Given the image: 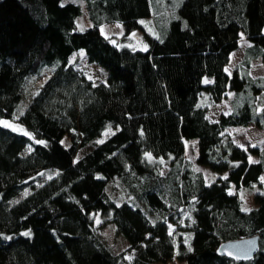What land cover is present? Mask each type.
<instances>
[{
	"label": "trees",
	"instance_id": "obj_1",
	"mask_svg": "<svg viewBox=\"0 0 264 264\" xmlns=\"http://www.w3.org/2000/svg\"><path fill=\"white\" fill-rule=\"evenodd\" d=\"M85 1L81 31L80 4L0 0V121L22 129L0 124V264H264V193L250 211L241 198L264 175V147L228 133L264 132V76L251 74L264 63V0H181L160 18L158 0ZM111 23L124 25L122 36L102 33ZM136 32L146 50L131 44ZM81 49L104 80L70 62ZM230 93V112L210 119ZM192 140L196 164L216 177L187 159ZM110 222L136 251L131 260L103 240ZM255 235L252 259L219 253Z\"/></svg>",
	"mask_w": 264,
	"mask_h": 264
},
{
	"label": "rangeland",
	"instance_id": "obj_2",
	"mask_svg": "<svg viewBox=\"0 0 264 264\" xmlns=\"http://www.w3.org/2000/svg\"><path fill=\"white\" fill-rule=\"evenodd\" d=\"M181 0H158V3H155L153 5V10L157 18H160L161 16H164V7H167L170 11L175 10V8L180 4ZM64 3L67 2H73L80 4L83 7V13L78 17L77 23L79 28L83 27L86 28L90 25V20L87 15L86 10V1L85 0H63ZM163 20V19H162ZM142 23L144 25L150 24V20H143ZM151 23L155 29H157V26L153 20H151ZM151 27V26H150ZM102 33L106 36H122V34L125 32V27L121 23H111L103 25ZM132 45L140 48H146L147 42L143 38V35L140 32H136L132 37ZM248 46V41L244 37L241 40L239 48L232 54L231 57V63L229 67L227 68L228 72L232 73L236 64L243 58L245 48ZM83 53V55H81ZM70 62L76 66H78L81 69H84L89 77L95 79V80H104L106 78V69L96 63H90L88 61V57L86 54V51L84 49H81L79 51H76L73 56L70 59ZM53 72V68H46L43 77L34 80L31 82L27 94H31V96H28L25 98L24 106L27 105L34 93L36 92V88L39 85H42L48 77L51 76ZM252 75L254 77L258 76H264V63L261 60H257L253 63V68L251 71ZM232 93L229 94V96L220 104H218L216 107L212 108V110L209 113V117L212 120L218 119L219 116L222 113H228L231 110V98ZM8 122L11 125H15L14 121H5ZM1 125H5L4 123H0ZM112 131H109L108 133H111ZM228 133L234 138V140L239 143L244 148H249L251 146H258L260 148L264 147V132L257 127L256 125H251L249 127H241V128H230L228 130ZM107 135H105L102 139H105ZM99 140V141H102ZM197 140H192L187 143V151H186V157L188 160L192 161L197 169H200L204 174L205 177L210 180L214 177H216V173L212 172L209 168H206L204 166H199L196 164V157H197V151L198 147L196 145ZM63 144L68 146L69 140L68 137H65L63 139ZM90 150V148L82 149L79 152V155L84 154ZM251 161H256L257 156L256 155H250L249 156ZM262 184L255 183L248 189H242L241 190V196L243 201V209L248 208L252 209L256 206V195L258 193H264V176L261 178ZM230 192H234V190H231ZM28 191L24 192L22 196L27 194ZM102 219L101 215L98 217V221L100 222ZM97 221V222H98ZM98 222V223H99ZM170 233H172L175 230V226L172 224L169 225ZM101 236L105 243L111 247L115 252H126V260H131L133 256L136 254V251H130L129 250V242L126 239V237L116 231L115 224L113 222L108 223L106 226H103L101 228ZM131 257V259H129ZM162 264V263H157ZM167 264H187L186 262H180V261H173L169 262Z\"/></svg>",
	"mask_w": 264,
	"mask_h": 264
},
{
	"label": "water",
	"instance_id": "obj_3",
	"mask_svg": "<svg viewBox=\"0 0 264 264\" xmlns=\"http://www.w3.org/2000/svg\"><path fill=\"white\" fill-rule=\"evenodd\" d=\"M259 249L260 236L255 235L223 242L219 247V253L237 260H250Z\"/></svg>",
	"mask_w": 264,
	"mask_h": 264
},
{
	"label": "snow or ice",
	"instance_id": "obj_4",
	"mask_svg": "<svg viewBox=\"0 0 264 264\" xmlns=\"http://www.w3.org/2000/svg\"><path fill=\"white\" fill-rule=\"evenodd\" d=\"M80 30L81 31H83L84 30V28L83 27H80ZM101 31H103V29H101ZM145 50H146V48H145ZM81 55H83V53H81ZM90 79H91V77H89ZM205 82H208V81H205ZM0 123H4L5 124V126H9V127H13L14 128V130H22V129H18V128H16V126H14V125H11V124H9L8 122H5V121H0ZM26 135H29V133H25ZM101 143L103 142V141H100ZM38 143H44L43 141H38ZM149 158H151V154L149 153V154H146ZM226 178V177H225ZM241 198H243V197H241ZM244 211H250L251 209H248V208H245V209H243ZM99 222V221H98ZM23 235H25V236H30L31 235V232L29 231V232H25ZM9 239H11L10 237H9ZM129 259H131V257H129Z\"/></svg>",
	"mask_w": 264,
	"mask_h": 264
},
{
	"label": "crops",
	"instance_id": "obj_5",
	"mask_svg": "<svg viewBox=\"0 0 264 264\" xmlns=\"http://www.w3.org/2000/svg\"><path fill=\"white\" fill-rule=\"evenodd\" d=\"M251 74H252V73H251ZM215 120H216V119H215ZM251 125H254V124H251ZM251 125H249V126H251ZM249 126H248V127H249ZM236 128H241V127H236ZM257 157H258V156H257ZM256 161H258V158H257ZM206 168H207V167H206ZM263 176H264V175H262V176L260 177V179H259V183H260V184H262V179H261V178H262Z\"/></svg>",
	"mask_w": 264,
	"mask_h": 264
}]
</instances>
